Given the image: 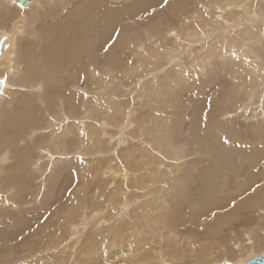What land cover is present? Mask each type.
<instances>
[{
  "label": "rangeland",
  "instance_id": "rangeland-1",
  "mask_svg": "<svg viewBox=\"0 0 264 264\" xmlns=\"http://www.w3.org/2000/svg\"><path fill=\"white\" fill-rule=\"evenodd\" d=\"M138 1L0 0V264L264 254V0Z\"/></svg>",
  "mask_w": 264,
  "mask_h": 264
},
{
  "label": "bare ground",
  "instance_id": "bare-ground-1",
  "mask_svg": "<svg viewBox=\"0 0 264 264\" xmlns=\"http://www.w3.org/2000/svg\"><path fill=\"white\" fill-rule=\"evenodd\" d=\"M7 2H9V4H13V3H16V1L17 0H6ZM32 1H34V0H30V3H29V5L32 3ZM44 1V0H43ZM58 1V0H57ZM141 1L142 0H139L138 2L139 3H141ZM247 1V0H246ZM49 2V1H48ZM143 2V1H142ZM145 2H147V1H145ZM52 4H53V2H51ZM57 3V2H56ZM55 3V4H56ZM58 4V3H57ZM142 4V3H141ZM141 4H139L138 6H140ZM2 5V4H1ZM8 5V4H7ZM29 5L27 6V7H29ZM234 5V4H233ZM245 5V4H244ZM258 5V4H257ZM55 6V5H54ZM18 7H21V8H27V7H23V6H19L18 5ZM138 8V7H137ZM262 8V7H261ZM225 10V9H224ZM5 11V10H4ZM25 11H26V9H25ZM106 12V11H105ZM208 13V12H207ZM18 16V15H17ZM37 16V15H36ZM83 16V15H82ZM89 16V15H88ZM22 17V19H20V22H19V18L18 19H16V20H18V22L19 23H17V24H15V28L14 29H17V31L19 32V33H23V30L21 29V27H23L24 25H26V23H28V25L30 24V27L31 26H33L32 24H31V22H29L30 20H28V15H25L24 17L23 16H21ZM2 19V18H1ZM93 20V19H92ZM249 21V20H248ZM12 22V21H11ZM16 22V21H15ZM60 22V21H59ZM120 22V21H119ZM28 25H26V27L28 26ZM229 26V25H228ZM227 26V27H228ZM5 27V26H4ZM26 29V28H25ZM111 29H112V27H111ZM110 29V30H111ZM32 31V30H31ZM161 32V31H160ZM192 32V31H191ZM219 32V31H218ZM241 32V31H240ZM10 34V33H9ZM238 35H240V34H238ZM30 36V35H29ZM224 36V34H220V37L219 38H221V37H223ZM31 37H33V36H31ZM247 37V36H246ZM2 38L4 39L3 40V43H2V47H1V50H0V56L2 57V55L3 56H7V65H6V69H7V71L6 72H8V74L9 73H11L12 71H14L13 70V67H15V61H14V59H12L13 57L11 56L13 53L12 52H10V51H8L7 49L10 47V50L13 48V46H14V38H16L14 35H12V36H7V34H6V36H2ZM1 39V38H0ZM11 39V42H10V44L8 43V40H10ZM246 39V38H245ZM239 40V39H238ZM248 40V39H247ZM246 40V41H247ZM16 41V40H15ZM72 42V41H71ZM241 42V41H240ZM240 42H239V44H240ZM8 43V44H7ZM253 43V42H252ZM252 43L250 44V41H249V44H250V46H248V47H251L250 49H252V47H254L255 49H256V51L258 50V52L259 53H261V54H263L264 55V53H262V50H261V48L259 47L258 48V46L257 45H252ZM256 44V43H255ZM16 45V44H15ZM133 45V44H132ZM243 45H246V43H244L243 42ZM261 46V45H260ZM85 48V47H84ZM67 49V48H66ZM158 50V49H157ZM5 51H7V52H5ZM255 51V52H256ZM4 52V53H3ZM15 55V54H14ZM245 55H249V53H248V51H246V53H245ZM79 56V55H78ZM0 57V58H1ZM31 58V57H30ZM169 58V57H168ZM260 58V57H259ZM264 57H262L261 59L264 61V59H263ZM153 60V59H152ZM260 60V59H259ZM244 62V61H243ZM247 62V61H246ZM248 62H249V60H248ZM247 62V63H248ZM262 62V61H261ZM241 63H242V61H241ZM245 63V62H244ZM246 63V64H247ZM251 63V62H250ZM243 64V63H242ZM244 65V66H248V65ZM249 64V63H248ZM261 64V63H260ZM262 65V64H261ZM17 66V65H16ZM259 66V65H258ZM170 67V66H169ZM243 67V66H242ZM260 67V66H259ZM262 67V66H261ZM0 68H1V66H0ZM246 68V67H245ZM248 68V67H247ZM16 75V74H15ZM15 75H14V77H15ZM6 76V75H5ZM11 76V75H10ZM13 76V75H12ZM9 78V77H8ZM10 78H12V77H10ZM1 80V79H0ZM3 81H5L4 79H3ZM8 84H9V82L7 81H5V83H4V87H3V90H2V93H4V91H5V88H7V87H5V86H8ZM1 93V94H2ZM0 94V95H1ZM141 127V126H140ZM145 127V126H144ZM150 127V126H149ZM141 131V130H140ZM105 133V132H104ZM155 134V133H154ZM62 137V136H61ZM120 140V139H119ZM227 143V142H226ZM235 143H237V141H235ZM243 143V142H242ZM220 145V144H219ZM253 145H255V144H253ZM73 157V156H72ZM211 158V157H210ZM51 159H53V158H51ZM53 161V160H52ZM51 161V162H52ZM252 163V162H251ZM207 164V163H206ZM253 167H256V165L255 164H251V170L253 169ZM109 168V167H108ZM222 173V172H221ZM127 191V190H126ZM124 195V194H123ZM127 195V194H126ZM242 195V194H241ZM100 196V195H99ZM4 202H5V200H4ZM118 204V203H117ZM127 205V204H126ZM154 205H156V204H154ZM86 211V210H85ZM136 213V212H135ZM203 218V217H202ZM91 219V218H90ZM168 229V228H167ZM173 229V228H172ZM258 229V228H257ZM252 230V229H251ZM253 231V230H252ZM172 233V232H171ZM155 234V233H154ZM155 237V236H154ZM155 247V246H154ZM189 254V253H188ZM195 254V253H194ZM261 256V255H260ZM259 255H257V256H253L252 258H250L248 261H246V263L245 264H247L249 261H251V260H253V259H255V258H257V257H260ZM240 257V256H239ZM222 264V263H221ZM227 264H230V263H227Z\"/></svg>",
  "mask_w": 264,
  "mask_h": 264
},
{
  "label": "water",
  "instance_id": "water-1",
  "mask_svg": "<svg viewBox=\"0 0 264 264\" xmlns=\"http://www.w3.org/2000/svg\"><path fill=\"white\" fill-rule=\"evenodd\" d=\"M29 3H30V0H17L16 1V5L23 6V7H27L29 5ZM3 40L4 39L1 37V39H0V50L2 47ZM3 87H4V83L0 84V94L2 93ZM222 264H227V263H222ZM247 264H264V254H262L260 257H257L255 259L249 261Z\"/></svg>",
  "mask_w": 264,
  "mask_h": 264
},
{
  "label": "snow or ice",
  "instance_id": "snow-or-ice-1",
  "mask_svg": "<svg viewBox=\"0 0 264 264\" xmlns=\"http://www.w3.org/2000/svg\"><path fill=\"white\" fill-rule=\"evenodd\" d=\"M163 4L166 6L167 5V0H163ZM117 35H118V33H117ZM3 83H5V81L0 80V84H3Z\"/></svg>",
  "mask_w": 264,
  "mask_h": 264
}]
</instances>
